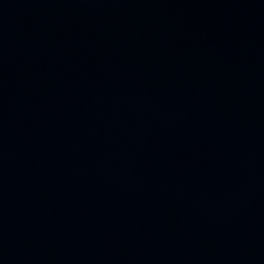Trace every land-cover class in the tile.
Returning <instances> with one entry per match:
<instances>
[{"label": "water", "instance_id": "obj_1", "mask_svg": "<svg viewBox=\"0 0 264 264\" xmlns=\"http://www.w3.org/2000/svg\"><path fill=\"white\" fill-rule=\"evenodd\" d=\"M0 264H264V0H0Z\"/></svg>", "mask_w": 264, "mask_h": 264}]
</instances>
